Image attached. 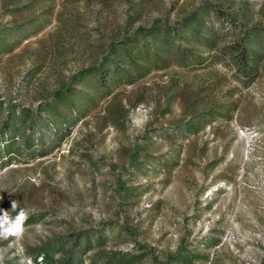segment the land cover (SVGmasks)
<instances>
[{
  "label": "rangeland",
  "instance_id": "obj_1",
  "mask_svg": "<svg viewBox=\"0 0 264 264\" xmlns=\"http://www.w3.org/2000/svg\"><path fill=\"white\" fill-rule=\"evenodd\" d=\"M197 26L200 44L177 35ZM154 28L172 51L159 62L152 49L132 81L116 74L130 61L121 49L135 38L146 50ZM8 31L0 126L10 107L25 125L0 158V209L15 200L33 221L22 239L0 240L3 264L38 252L31 264H92L111 251L180 264L184 250L182 264H264V0H0ZM245 38L248 76L231 53ZM104 71L98 93L90 82ZM62 94L75 95L61 113L72 121L52 128L45 110ZM207 110L199 133L181 130Z\"/></svg>",
  "mask_w": 264,
  "mask_h": 264
},
{
  "label": "trees",
  "instance_id": "obj_2",
  "mask_svg": "<svg viewBox=\"0 0 264 264\" xmlns=\"http://www.w3.org/2000/svg\"><path fill=\"white\" fill-rule=\"evenodd\" d=\"M19 26V25H18ZM27 26H23V28L26 29ZM199 27L197 26L195 29L193 28H181L177 35H180L184 38V40L188 43H197L200 44V35L196 31H198ZM12 30V29H11ZM156 30V34H149L148 32H144V46L147 47L146 50H142L141 42L134 38L135 46L134 49H131L128 46H124L121 50L122 53H119V60H123L126 56L129 58V62L125 64L119 63V68L116 72V74L123 76H126V79L128 81L130 80V76L132 75V72L135 71L136 75L142 76L146 74L149 70L144 67L145 61L147 59H150L152 56V49H155V54L158 56V61L162 62L166 55L169 54L172 51V37L169 36V34L163 33L162 30H158L157 28H154ZM182 30V32H181ZM5 31V30H4ZM181 32V33H180ZM5 33V32H4ZM147 33V34H146ZM15 34V32L8 31L6 34H2L0 36V40L3 39L2 37L9 36ZM20 34V33H19ZM18 34V36H19ZM25 36H28L25 34ZM195 37V38H194ZM199 37V38H198ZM21 39V38H20ZM20 39L14 40L15 42H19ZM245 43H240L241 47H236L237 49L231 50L232 53V59L233 62L237 68L238 71L244 73L245 75H250L253 70V59L255 58L256 50L253 47V43L250 42V39L245 38ZM202 42H204L205 45H211L213 47L215 41L210 36H206L205 39L202 38ZM129 43L128 45H130ZM143 46V47H144ZM188 47V46H186ZM189 47H191L189 45ZM15 49V45H9L6 48V51H11ZM187 51V50H186ZM2 52V49L0 48V53ZM133 52L131 55L130 53ZM125 55V57H124ZM117 60V61H119ZM121 72V74L119 73ZM110 73L111 72H102L99 76H96L97 78L94 79V82H90L91 86L94 87V89L100 93L102 89H106V86H109L108 80L110 79ZM123 73V74H122ZM86 79V76L83 77ZM100 85V86H97ZM75 95L74 96H68L66 94L59 95L57 97V103H55L52 106H49L45 111L49 113L51 119L53 120L52 123L48 124L51 125L52 128H57L58 124H65L67 125V121H72L71 118H63L61 116L62 113V107L70 108L71 110L75 109ZM87 101V100H86ZM2 105L0 104V113L3 112L1 110ZM83 108V106H82ZM80 108V109H82ZM216 111V110H213ZM213 111L207 110L203 111L201 113L192 115L191 118L187 121L186 124H181L182 128L181 130L183 132H186L188 134H197L199 133L203 127L204 124H209L213 119ZM16 110H12V107L9 108V116L8 119L1 124L0 126V158L4 159L7 158L10 159V157L16 153L17 150V140L20 138L21 135H23L22 128L20 122H17L16 120ZM25 125V124H24ZM59 127V126H58ZM51 129V128H46ZM180 130V131H181ZM59 132V131H57ZM62 134V133H61ZM59 138V136H58ZM30 142V138L27 139V143ZM55 142L54 144L56 145ZM16 213L13 212L12 215H15ZM28 221H33L31 217L28 216ZM217 242L219 240H216ZM42 252H38L35 254H31V258L34 259V261L38 262V254ZM42 260L44 259V256H41ZM100 257V256H99ZM175 257V261L179 262L180 264L184 263V260L190 258V252L188 250H184L183 252L179 253V255L173 256ZM101 259H105V262H109L111 264H132L135 262V258L133 256H130L128 253L121 252V251H111L106 256H102L99 259H96L92 262V264H97Z\"/></svg>",
  "mask_w": 264,
  "mask_h": 264
},
{
  "label": "clouds",
  "instance_id": "obj_3",
  "mask_svg": "<svg viewBox=\"0 0 264 264\" xmlns=\"http://www.w3.org/2000/svg\"><path fill=\"white\" fill-rule=\"evenodd\" d=\"M17 209L18 203L15 200L11 202V210L0 209V240L23 238L29 210L20 208L17 211ZM13 212L16 214L12 215ZM4 258L3 251L0 250V264H3ZM18 264H31V258L27 255H21Z\"/></svg>",
  "mask_w": 264,
  "mask_h": 264
}]
</instances>
